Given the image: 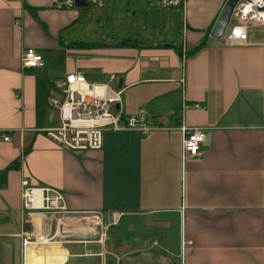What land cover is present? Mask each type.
<instances>
[{"label":"crops","instance_id":"obj_1","mask_svg":"<svg viewBox=\"0 0 264 264\" xmlns=\"http://www.w3.org/2000/svg\"><path fill=\"white\" fill-rule=\"evenodd\" d=\"M104 2L119 31L84 42L67 34L75 9L0 0V264H80L97 245V232L62 230L57 242L22 248L21 180L58 190L64 223L88 217L94 230L97 218L152 220L156 239L114 264H264V26L231 47L208 36L225 0H186L183 11L159 9L156 0ZM27 48L40 67L20 68ZM75 72L120 91L121 115L143 109L152 130L105 132L93 151L47 139L40 129L56 122L48 96ZM181 124L204 134L201 156L184 163ZM31 221L34 237L55 234L51 219Z\"/></svg>","mask_w":264,"mask_h":264},{"label":"built area","instance_id":"obj_2","mask_svg":"<svg viewBox=\"0 0 264 264\" xmlns=\"http://www.w3.org/2000/svg\"><path fill=\"white\" fill-rule=\"evenodd\" d=\"M82 1L93 9L103 6L102 0ZM185 3L186 0H156L159 9L183 11ZM50 6L56 11L80 8L75 5V0H50ZM257 26H264V0H242L235 5L223 37L231 47L245 46L248 44V31ZM19 63L21 69L38 68L42 64L41 56L35 49L27 48L22 51ZM119 101L120 91L111 89L108 84L88 83L79 72L67 74L58 85L57 95L48 96L47 99L49 109L55 113L56 122L40 131L62 149L77 152L100 149L105 132L145 134L152 130L145 122L143 109L134 115L122 116L120 110L115 108ZM179 131L181 163L199 158L203 129L181 124ZM3 140H8L6 135ZM19 197L20 213L26 219L20 232L22 248L31 241L46 242L48 239L43 236H33L31 219L39 216L44 222L51 219L58 223L66 212L63 195L56 189L33 187L26 180H21Z\"/></svg>","mask_w":264,"mask_h":264},{"label":"rangeland","instance_id":"obj_3","mask_svg":"<svg viewBox=\"0 0 264 264\" xmlns=\"http://www.w3.org/2000/svg\"><path fill=\"white\" fill-rule=\"evenodd\" d=\"M151 2V1H149ZM153 8V6H152ZM134 8L130 12L128 18L133 14ZM74 12L77 15V22L74 27L68 30L67 34L70 35L71 40L78 38L84 42L90 41V38H99V40L108 41L113 38L115 32L118 30L115 29L113 14L111 11H108L104 2V7L101 10L93 9L90 6L76 8ZM101 15H103L101 17ZM139 13H137V17ZM116 17L124 18V15H118ZM132 17V16H131ZM124 29V26L122 25ZM82 34V36H81ZM78 36V37H76ZM98 40V39H97ZM67 45L70 41H64ZM175 45L180 44L174 43ZM113 85V84H112ZM92 218H72L67 222H63V219L59 220L58 223H53V229L55 232L54 235H49L46 242H57L62 236V230L69 231V233H92L94 237L91 236L94 240L97 241L95 250L91 254L79 255L80 264H114L123 253H131L132 250H137L144 248L145 242H151L155 240L157 235L153 227H150L149 223H152V220L138 215L129 216L128 219H119L113 221L110 225H104L101 219H95L98 223V230H90ZM93 221V220H92ZM93 223V222H92ZM58 224V225H56ZM61 231V232H59ZM89 234V235H93ZM89 237V236H88ZM88 237H85L88 240ZM167 240L171 239V235L165 236ZM136 241L139 244L138 247L131 245V241ZM124 246H126L124 248ZM120 250V251H118Z\"/></svg>","mask_w":264,"mask_h":264},{"label":"water","instance_id":"obj_4","mask_svg":"<svg viewBox=\"0 0 264 264\" xmlns=\"http://www.w3.org/2000/svg\"><path fill=\"white\" fill-rule=\"evenodd\" d=\"M242 0H225L222 4L210 30L208 36L212 39H220L224 36L228 23L231 18L232 11L235 5ZM248 1V0H245ZM77 7H86V4L82 0H75ZM118 106L116 105L115 108ZM76 215L86 216L93 213H75Z\"/></svg>","mask_w":264,"mask_h":264},{"label":"bare ground","instance_id":"obj_5","mask_svg":"<svg viewBox=\"0 0 264 264\" xmlns=\"http://www.w3.org/2000/svg\"><path fill=\"white\" fill-rule=\"evenodd\" d=\"M67 221V220H66ZM96 230H98V227H96Z\"/></svg>","mask_w":264,"mask_h":264}]
</instances>
